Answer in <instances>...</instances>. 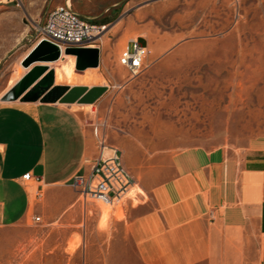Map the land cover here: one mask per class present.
Here are the masks:
<instances>
[{
	"label": "rangeland",
	"instance_id": "rangeland-1",
	"mask_svg": "<svg viewBox=\"0 0 264 264\" xmlns=\"http://www.w3.org/2000/svg\"><path fill=\"white\" fill-rule=\"evenodd\" d=\"M65 1L0 0V89L24 72L20 58L49 11ZM71 2L107 26L104 80L83 106L84 121L98 150H118L135 184L108 202L109 218L105 202L80 196L66 210L39 211L40 223L32 212L0 226V264H132L112 243L129 241V210L150 198L146 188L173 175L180 154L240 157L264 144V0ZM137 39L150 53L133 75L119 58Z\"/></svg>",
	"mask_w": 264,
	"mask_h": 264
},
{
	"label": "crops",
	"instance_id": "crops-1",
	"mask_svg": "<svg viewBox=\"0 0 264 264\" xmlns=\"http://www.w3.org/2000/svg\"><path fill=\"white\" fill-rule=\"evenodd\" d=\"M91 47L100 49L97 68L77 70L76 58L64 54L57 62L31 66H49L47 73L54 71L51 89L77 91L75 102H23L34 85L18 100L3 101L26 69L1 87L0 226L16 225L52 207L63 211L79 201L72 181L87 175L100 154L80 99L92 92L97 97L96 83L104 80L106 48L103 41ZM174 169L169 179L146 188L150 198L131 207L129 241L113 242L116 254L132 264H264V144L240 157L193 149L176 158ZM27 173L39 181L24 180Z\"/></svg>",
	"mask_w": 264,
	"mask_h": 264
},
{
	"label": "built area",
	"instance_id": "built-area-1",
	"mask_svg": "<svg viewBox=\"0 0 264 264\" xmlns=\"http://www.w3.org/2000/svg\"><path fill=\"white\" fill-rule=\"evenodd\" d=\"M106 25L98 24L88 15L77 12L71 0L54 7L46 16L45 22L38 28L37 43L49 40L61 46L64 51L68 46L91 47L102 43ZM148 46L142 40H133L121 53L119 63L133 75L144 67L149 55ZM100 149L99 156L93 161L87 175H78L72 181L73 187L84 199L92 198L107 202L120 201L134 186V177L125 167L117 149ZM24 180L39 181L32 174L23 176ZM34 223L42 218L34 215Z\"/></svg>",
	"mask_w": 264,
	"mask_h": 264
},
{
	"label": "water",
	"instance_id": "water-1",
	"mask_svg": "<svg viewBox=\"0 0 264 264\" xmlns=\"http://www.w3.org/2000/svg\"><path fill=\"white\" fill-rule=\"evenodd\" d=\"M74 56L76 58V69L83 71L88 68H97L100 64V49L92 47L68 46L63 51L61 46L49 40H41L32 51L21 62L28 72L15 84V86L3 96V101L18 100L28 89L34 87L23 97V102H34L41 99L42 102L71 103L77 99V91L68 92L67 88L54 87V71H49V66L38 65L31 68L36 63H54L61 59L62 55ZM45 73H47L45 75ZM43 75L44 78L37 82ZM95 94L89 93L83 96L82 103H91L95 100Z\"/></svg>",
	"mask_w": 264,
	"mask_h": 264
},
{
	"label": "bare ground",
	"instance_id": "bare-ground-1",
	"mask_svg": "<svg viewBox=\"0 0 264 264\" xmlns=\"http://www.w3.org/2000/svg\"><path fill=\"white\" fill-rule=\"evenodd\" d=\"M103 202H105V204H102V205H101V209H102V211L104 212L105 217H106V218H109L110 213H111V208L109 207L107 201H103ZM110 203H112V202H110Z\"/></svg>",
	"mask_w": 264,
	"mask_h": 264
},
{
	"label": "trees",
	"instance_id": "trees-1",
	"mask_svg": "<svg viewBox=\"0 0 264 264\" xmlns=\"http://www.w3.org/2000/svg\"><path fill=\"white\" fill-rule=\"evenodd\" d=\"M97 22V21H96Z\"/></svg>",
	"mask_w": 264,
	"mask_h": 264
}]
</instances>
